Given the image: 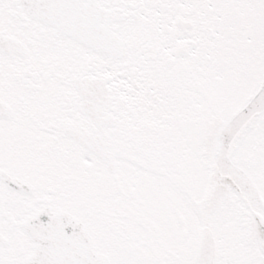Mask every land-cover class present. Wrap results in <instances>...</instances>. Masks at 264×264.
<instances>
[{"label": "snow or ice", "instance_id": "6c2138e0", "mask_svg": "<svg viewBox=\"0 0 264 264\" xmlns=\"http://www.w3.org/2000/svg\"><path fill=\"white\" fill-rule=\"evenodd\" d=\"M0 264H264V0H0Z\"/></svg>", "mask_w": 264, "mask_h": 264}]
</instances>
